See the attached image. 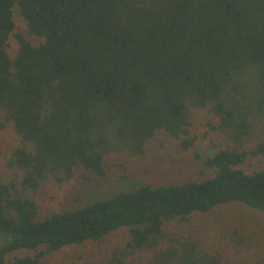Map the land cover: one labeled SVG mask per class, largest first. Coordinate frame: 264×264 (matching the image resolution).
I'll list each match as a JSON object with an SVG mask.
<instances>
[{"label":"trees","instance_id":"trees-1","mask_svg":"<svg viewBox=\"0 0 264 264\" xmlns=\"http://www.w3.org/2000/svg\"><path fill=\"white\" fill-rule=\"evenodd\" d=\"M14 9L36 42L13 33ZM197 110L221 140L204 163L211 176L38 217L27 193L42 182L69 181L76 168L102 177L107 157H141L158 134L191 147ZM7 124L20 145L5 165L20 174L0 180V264H40L122 229L124 243L96 264H264L248 233L230 235L238 252L228 256L182 227L229 203L264 213V0H0ZM248 157L261 167L243 171ZM19 251L35 255L6 261Z\"/></svg>","mask_w":264,"mask_h":264},{"label":"rangeland","instance_id":"rangeland-1","mask_svg":"<svg viewBox=\"0 0 264 264\" xmlns=\"http://www.w3.org/2000/svg\"><path fill=\"white\" fill-rule=\"evenodd\" d=\"M13 33L25 36L31 42L37 39L27 34L25 24L16 9L13 11ZM17 41L15 35L7 40L6 50L10 56L15 54ZM189 134L196 141L188 149H183L173 138L158 134L146 148L143 156L123 159L111 155L104 160V176L98 177L83 168H76L73 177L66 182H42L28 197L35 202L38 217L52 212L75 209L118 191H126L140 185L173 184L184 181H202L211 176L205 161L220 145V137L213 129L215 118L205 110L192 113ZM20 145L19 137L10 125L0 128V180L8 182L20 174L9 169L5 160L10 152ZM261 167L260 157H248L240 165L246 173ZM184 229L194 231L203 247L208 251L228 256L236 254L237 247L230 242L234 233H248L253 237V245L264 246V213L240 203L219 206L208 213L197 214L184 222ZM126 230L116 231L99 242H87L80 246H67L43 257L40 264H96L105 258L113 248L123 244ZM234 246H232V245ZM244 250V249H241ZM35 255L34 251H19L6 258L10 263L14 258Z\"/></svg>","mask_w":264,"mask_h":264}]
</instances>
